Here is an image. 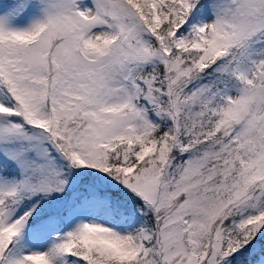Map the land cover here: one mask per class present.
<instances>
[{"label": "snow or ice", "instance_id": "snow-or-ice-1", "mask_svg": "<svg viewBox=\"0 0 264 264\" xmlns=\"http://www.w3.org/2000/svg\"><path fill=\"white\" fill-rule=\"evenodd\" d=\"M0 264H264V0H0Z\"/></svg>", "mask_w": 264, "mask_h": 264}]
</instances>
